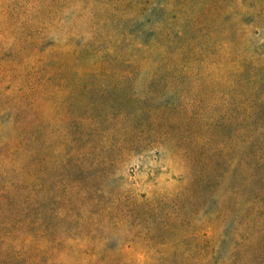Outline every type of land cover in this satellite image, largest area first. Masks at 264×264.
I'll return each instance as SVG.
<instances>
[{
	"label": "rangeland",
	"instance_id": "1",
	"mask_svg": "<svg viewBox=\"0 0 264 264\" xmlns=\"http://www.w3.org/2000/svg\"><path fill=\"white\" fill-rule=\"evenodd\" d=\"M107 1L0 0V264H264V0Z\"/></svg>",
	"mask_w": 264,
	"mask_h": 264
},
{
	"label": "trees",
	"instance_id": "2",
	"mask_svg": "<svg viewBox=\"0 0 264 264\" xmlns=\"http://www.w3.org/2000/svg\"><path fill=\"white\" fill-rule=\"evenodd\" d=\"M159 0H109L107 1L106 6H105V13H107V15H109V17L107 18V15L104 19H102L101 21H98L96 23H94V25L91 27L92 31V38L89 41V44L87 45L92 46L93 48H97L99 44L102 43H106L109 39V37H107L106 32L103 31L102 29V22L104 23L105 20L109 22H111L112 24H115L118 30L120 29H129V28H134L136 26L139 25V28L141 27V29H138L135 33L132 32L131 34L133 35V37L135 38L136 42H137V46L135 47V51L136 53L133 55H129V59L128 61L121 57L117 58L119 61H125L127 64H134L135 61L134 60H138L137 57V52H142L143 50L146 51V59H150L151 57H154V55L158 52V48L160 47L159 45L162 44V41L164 40L163 38L166 39L167 33L165 34V32L162 30L161 32L157 29H160V27H162L163 23H168V27L169 29H172L174 21L172 16H174L170 6L171 4L169 3V5H167L166 9L167 10H171L168 13H166V15H168L167 17H165L166 21H161L159 19H156V15L157 12L159 11V9L157 7H153L154 5H157ZM163 9V10H166ZM92 14V12H91ZM94 15V14H93ZM143 16H147V19H152L153 17L155 18L154 20H150L147 21L145 20V22H147V24H149L148 22H152L154 21L156 24L155 25H149L145 27V24H138V23H144L141 22L144 18ZM98 30V32H97ZM150 32L152 39L149 43H145L143 38L146 37V34ZM172 32V31H170ZM161 36V37H160ZM143 43L142 44L140 43ZM163 45V44H162ZM161 45V46H162ZM98 56V55H97ZM154 59V58H151ZM110 61L111 58L108 54V52H105V54H101L99 55V60L97 61H92L91 65L94 66L95 68V72L96 73H100V74H106L107 70L109 69L108 66L110 67ZM160 63H158L157 66L163 65L165 64V61H159Z\"/></svg>",
	"mask_w": 264,
	"mask_h": 264
}]
</instances>
